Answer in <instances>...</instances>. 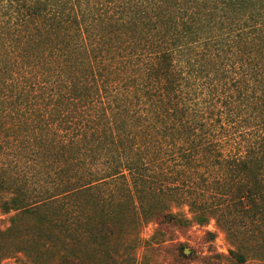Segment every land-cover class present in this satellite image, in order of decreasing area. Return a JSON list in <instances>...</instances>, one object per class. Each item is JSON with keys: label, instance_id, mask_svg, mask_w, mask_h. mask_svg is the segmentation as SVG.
Returning a JSON list of instances; mask_svg holds the SVG:
<instances>
[{"label": "trees", "instance_id": "trees-1", "mask_svg": "<svg viewBox=\"0 0 264 264\" xmlns=\"http://www.w3.org/2000/svg\"><path fill=\"white\" fill-rule=\"evenodd\" d=\"M21 173L65 177L103 240L213 221L245 263L264 233V0H0V192Z\"/></svg>", "mask_w": 264, "mask_h": 264}, {"label": "rangeland", "instance_id": "rangeland-1", "mask_svg": "<svg viewBox=\"0 0 264 264\" xmlns=\"http://www.w3.org/2000/svg\"><path fill=\"white\" fill-rule=\"evenodd\" d=\"M13 169L10 163L6 172ZM27 173L3 177L8 185L0 192L2 198L17 194L32 212L4 214L0 209V264H48L66 249L80 252L88 264H239L229 255L231 245L213 221L205 227H168L161 238L152 237L154 225L147 223L137 232L125 229L116 238L103 240L62 195L60 184L65 177H30ZM157 182L164 188L171 180L161 177ZM173 183L175 190L170 189H178L177 193L188 191L180 187V181ZM33 212L46 223L38 222ZM13 215L17 217L11 225L9 217ZM206 231L213 232L214 238ZM255 236V241L249 243V259L242 264H264V233Z\"/></svg>", "mask_w": 264, "mask_h": 264}]
</instances>
